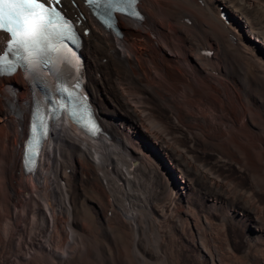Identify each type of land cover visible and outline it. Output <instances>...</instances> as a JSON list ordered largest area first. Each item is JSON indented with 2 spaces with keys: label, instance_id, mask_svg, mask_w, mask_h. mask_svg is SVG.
<instances>
[{
  "label": "bare ground",
  "instance_id": "1",
  "mask_svg": "<svg viewBox=\"0 0 264 264\" xmlns=\"http://www.w3.org/2000/svg\"><path fill=\"white\" fill-rule=\"evenodd\" d=\"M138 1L117 36L64 0L106 136L60 119L25 174L32 87L0 77V264H195L186 224L201 264H227L214 221L243 235L230 264H264V0Z\"/></svg>",
  "mask_w": 264,
  "mask_h": 264
},
{
  "label": "snow or ice",
  "instance_id": "2",
  "mask_svg": "<svg viewBox=\"0 0 264 264\" xmlns=\"http://www.w3.org/2000/svg\"><path fill=\"white\" fill-rule=\"evenodd\" d=\"M86 2L97 8H101L103 5L102 12L108 17V20L111 19V10L117 5L122 6L119 8L120 11L127 10L131 15H138L135 10L138 0H86ZM0 4L10 6L16 10V16L19 18L16 21L17 31L15 32V36L18 37L16 40L18 44H26L28 39H31L33 43H38L34 37L42 34L44 28L48 25L39 24L37 21H43L47 17L51 24L54 23L55 19H63L58 9L52 6V4L59 5L60 0H51L49 4H45L44 0H0ZM46 7L50 11L45 12L44 9ZM105 22L107 23L108 21L106 20ZM109 26L111 25L109 24ZM63 27L67 35L71 36V21H65ZM21 37L24 39H19Z\"/></svg>",
  "mask_w": 264,
  "mask_h": 264
},
{
  "label": "rangeland",
  "instance_id": "3",
  "mask_svg": "<svg viewBox=\"0 0 264 264\" xmlns=\"http://www.w3.org/2000/svg\"><path fill=\"white\" fill-rule=\"evenodd\" d=\"M222 6V5H221ZM222 13H224L225 14V16H226V18H227V20H226V22L228 23V14L226 13V12H222ZM119 27H120V29L122 30V31H124V28H123V25H122V23H120L119 24ZM213 52V51H212ZM261 54H264V47H261V49H260V51H259ZM85 60H86V57H85ZM88 88V87H87ZM88 92L90 93V90L88 89ZM101 94H102V92H101ZM98 111V110H97ZM98 113L99 114H101V111H98ZM147 151L148 152H152L151 151V149H150V147L148 146V148H147ZM168 166V165H167ZM177 178L175 179V180H177L176 182H177V184H180V183H182L181 182V179H180V177H179V174L177 173ZM175 216H176V214H175ZM192 219H193V224H196V223H199V220L198 219H196V217H195V215L194 216H192ZM195 222V223H194ZM218 224L217 226H216V224ZM186 227H184V231H183V234H184V237H182V233H180V232H174L175 234H174V236L175 235H177V236H175V242H176V245L178 246V251H180V253H183V255H188V256H190V257H188V259L190 260V261H192V262H194L195 264H201V261H200V257H198V254L194 251V249H193V247H192V237H191V234H190V229H189V227L187 226V224L185 225ZM222 227V224L219 222L218 223V221H214L213 222V225H212V229H213V231L214 230H216V231H214V233H215V235L219 238V240L221 241V243L223 244V246H224V248L226 249H228V252L227 253H225L226 255H225V257L227 258V256H228V259L226 260L225 259V263H227V264H230V263H232V261H236V262H239V261H241L242 260V254L244 253V251H245V243H244V240H243V235L237 230V229H229L228 231L225 229V228H221ZM218 227V228H217ZM217 228V229H216ZM224 229V230H223ZM220 230V231H219ZM218 231V232H217ZM236 231V232H235ZM217 232V233H216ZM239 232V233H238ZM185 233H186V235H185ZM224 233V234H223ZM227 233V234H226ZM180 234V235H179ZM220 234V235H219ZM220 237H219V236ZM181 236V237H180ZM187 236H188V238H187ZM223 236V237H222ZM222 237V238H221ZM226 239H225V238ZM236 237V238H235ZM181 238V239H180ZM190 238V239H189ZM238 238H240V239H238ZM177 239V240H176ZM223 239H224V241H223ZM226 240V241H225ZM183 241V242H182ZM228 241V242H227ZM177 242H178V244H177ZM242 244H241V243ZM186 243V244H185ZM234 243V244H233ZM236 243V244H235ZM239 245H238V244ZM183 244V245H182ZM230 244V245H229ZM182 246V247H181ZM186 246V247H185ZM244 246V247H243ZM242 247V248H241ZM223 248V250H225ZM244 248V249H243ZM180 249V250H179ZM182 249V250H181ZM237 249V250H236ZM187 251H188V253H187ZM224 252V251H223ZM236 252V253H235ZM259 252H261L262 253V255L264 256V248H259V250H258V253ZM185 253V254H184ZM193 253V254H192ZM240 253V254H239ZM228 254V255H227ZM236 254V255H235ZM241 256V257H240ZM230 258V259H229ZM239 258V259H238ZM193 259V260H192ZM235 259V260H234ZM232 260V261H231ZM228 261V262H227ZM230 261V262H229Z\"/></svg>",
  "mask_w": 264,
  "mask_h": 264
}]
</instances>
